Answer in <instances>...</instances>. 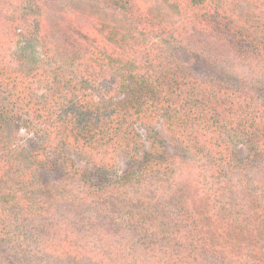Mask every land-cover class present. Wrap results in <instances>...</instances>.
Instances as JSON below:
<instances>
[{"label": "trees", "instance_id": "trees-1", "mask_svg": "<svg viewBox=\"0 0 264 264\" xmlns=\"http://www.w3.org/2000/svg\"><path fill=\"white\" fill-rule=\"evenodd\" d=\"M0 264H264V0H0Z\"/></svg>", "mask_w": 264, "mask_h": 264}, {"label": "rangeland", "instance_id": "rangeland-1", "mask_svg": "<svg viewBox=\"0 0 264 264\" xmlns=\"http://www.w3.org/2000/svg\"><path fill=\"white\" fill-rule=\"evenodd\" d=\"M21 38V46L27 51H35L38 48L37 37L34 30H23ZM171 50L175 57L188 69L192 70L201 76H217L223 80L230 81L231 77L222 69L209 64L199 56L190 53L179 47H172ZM141 134L146 142V147L151 148L152 140L156 138L158 142L164 147L165 156L180 157L183 159H191V156L178 144L173 135L167 130L165 124L160 123L153 131L144 127H140ZM8 132L11 137L15 139L24 150L32 152L36 149L39 140L34 135L26 131L17 121L8 122ZM148 149V150H149ZM238 151L242 159H246L248 151L244 145L238 146ZM131 165V161L122 156L119 164L118 173L124 174ZM64 178V173L61 170H42L40 173V182L45 191L50 193L53 190L55 183Z\"/></svg>", "mask_w": 264, "mask_h": 264}]
</instances>
